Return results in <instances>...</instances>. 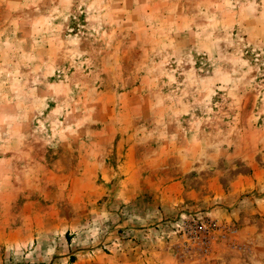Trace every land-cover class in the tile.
Segmentation results:
<instances>
[{
  "label": "rangeland",
  "instance_id": "1",
  "mask_svg": "<svg viewBox=\"0 0 264 264\" xmlns=\"http://www.w3.org/2000/svg\"><path fill=\"white\" fill-rule=\"evenodd\" d=\"M0 264H264V0H0Z\"/></svg>",
  "mask_w": 264,
  "mask_h": 264
}]
</instances>
